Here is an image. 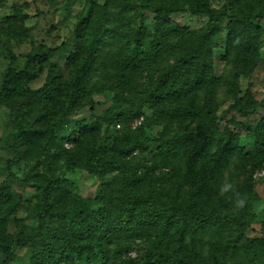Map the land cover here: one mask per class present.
Returning a JSON list of instances; mask_svg holds the SVG:
<instances>
[{
  "label": "rangeland",
  "instance_id": "obj_1",
  "mask_svg": "<svg viewBox=\"0 0 264 264\" xmlns=\"http://www.w3.org/2000/svg\"><path fill=\"white\" fill-rule=\"evenodd\" d=\"M245 1L211 0L210 8L242 13ZM103 2L0 0V191L9 198L0 213L6 216L7 239L15 250L8 264H67L58 260L59 243L44 235L56 228V214L72 208L75 202L88 201L94 206L102 195H117L122 191V184L137 194L176 196L184 205L194 203L196 214H213L220 224L226 221L229 224L227 234L204 239L205 255L211 249L220 248L221 255L216 254L224 264H264V145H259V150L254 149L255 141L246 132L259 130L264 116L260 109L255 115H239L236 111L238 104L223 101L225 88H219L216 114L226 131L239 137V146L248 152V156L222 166L217 172L206 168V165H189L186 158L166 159L161 153L158 139L189 133L197 127L195 122H170L169 126H163L148 108H143V117H129L117 123L96 122L112 105L115 96L127 95L119 88L122 71L111 62L105 72L94 78L88 91L76 103L67 104V112L57 105L41 113L39 106L28 110L20 96L10 101L5 98L3 80L7 70L10 67L25 70L24 57L36 52L46 61L41 64L42 71L35 78L24 81V87L29 90L42 88L46 78L57 67L67 81L68 100L70 72H67L66 59L73 55V49L67 45L90 8ZM141 4V0H133L126 20L131 27L142 25L153 31L154 15L143 9ZM237 6L239 9H236ZM256 8L261 17L255 18L253 23L264 29V8L260 5ZM205 23V18L189 13L176 14L170 19L171 25L190 31L199 30ZM224 38V33L216 38L213 50L217 76L228 69L222 60ZM63 43L66 46L60 48ZM131 48L134 49V46ZM48 50L54 52L48 55ZM143 50H147V45ZM34 65L37 68L40 66L38 63ZM157 68H153L150 75L158 76ZM147 75L148 72H143L131 78L129 98L140 99L146 88ZM63 87L66 89V83ZM237 95L243 98V104L247 99L252 106L253 102L256 104L264 100V34L258 47V65L250 78L238 79ZM251 109L248 108V111ZM57 119L64 124L58 134L72 137L58 141V146H51L54 158L47 161L44 148L51 134L50 124ZM92 124L97 126H90ZM22 130H39L41 134L33 141H26L16 137ZM261 135L264 138V130ZM99 157L113 163L112 167L106 165L99 171H88L89 162ZM228 184L232 188L223 192ZM43 187H49V197L41 227L37 212ZM191 193L196 197L193 202ZM241 199L245 203L237 207V201ZM240 228H243L241 237L238 233ZM34 232L42 234L34 245V254L28 245L16 249L17 239ZM143 256L144 246L136 245L124 258L139 261ZM4 261L5 257L0 252V264Z\"/></svg>",
  "mask_w": 264,
  "mask_h": 264
},
{
  "label": "trees",
  "instance_id": "obj_2",
  "mask_svg": "<svg viewBox=\"0 0 264 264\" xmlns=\"http://www.w3.org/2000/svg\"><path fill=\"white\" fill-rule=\"evenodd\" d=\"M141 1V7L154 15L153 31L142 25L131 27L127 22L133 0H104L102 5L91 7L81 20L67 45L73 49V55L66 59L67 72H70L68 100L67 81L57 67L42 88L29 90L24 87V81L35 78L46 61L36 52L24 57L25 70L16 67L7 70L3 80L5 98L10 101L20 96L28 110L39 106L41 113L57 105L67 112V104L76 103L111 62L122 71L119 88L127 95L115 96L112 105L96 122L117 123L129 117H143V108H148L163 126H169L170 122L197 123L189 133L158 139L166 159L186 158L189 165H206L218 172L222 166L248 156V152L239 146V137L228 133L221 125V118L216 114V98L217 91L223 86L222 100L238 104L239 115H255L258 109L264 112V100L253 102L252 106L247 99L243 104V98L237 97L238 79L250 78L258 65V47L262 44L264 29L253 20L261 17L256 6L264 8V0H246L242 13L213 10L211 0ZM180 13L203 17L206 23L197 31L171 25V16ZM222 33L225 35L222 60L228 69L217 76L213 50L216 38ZM146 45L147 50H143ZM65 46L63 43L60 48ZM52 52L48 50L47 54ZM34 63H38L39 68ZM155 67L159 69L156 77L150 75ZM143 72L149 73L147 84L136 101L129 98L131 88L128 84L132 77ZM248 108L252 109L248 111ZM63 125L60 119L50 124L51 134L44 148L47 161L54 158L51 146H58V141L72 137L58 134ZM258 127L259 130H246L254 139L256 150L259 145H264L261 135L264 116ZM40 134L39 130H22L16 137L33 141ZM213 149L216 151L212 152ZM106 160L104 157L92 159L88 171H99L106 165L112 167L113 163ZM122 185V191L117 195H102L94 206L88 201L75 202L72 208L56 214V228L44 235L59 243V261L67 264H224L216 254L220 248L211 249L205 255L204 239L227 234L229 224L226 221L220 224L213 214H196L194 203L184 205L176 196L137 194ZM1 193L0 209L9 201L5 193ZM48 197L49 187H43L37 212L41 227ZM195 198L191 193L192 202ZM5 223L6 216L0 213V252L5 257L4 264H8L15 250L8 242ZM242 229H238L239 237ZM41 236L38 232L31 233L17 239L15 247L28 245L34 254V245ZM136 245L144 246V256L139 261L124 258Z\"/></svg>",
  "mask_w": 264,
  "mask_h": 264
},
{
  "label": "clouds",
  "instance_id": "obj_3",
  "mask_svg": "<svg viewBox=\"0 0 264 264\" xmlns=\"http://www.w3.org/2000/svg\"><path fill=\"white\" fill-rule=\"evenodd\" d=\"M232 188L231 184H228L226 186H224V188L222 189L223 192H227ZM245 201L243 199L238 200L237 201V207H242L244 205Z\"/></svg>",
  "mask_w": 264,
  "mask_h": 264
}]
</instances>
